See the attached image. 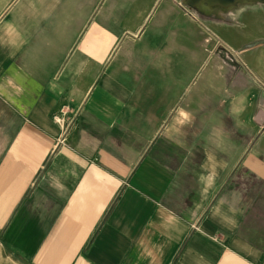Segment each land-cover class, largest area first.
<instances>
[{"label":"crops","instance_id":"obj_1","mask_svg":"<svg viewBox=\"0 0 264 264\" xmlns=\"http://www.w3.org/2000/svg\"><path fill=\"white\" fill-rule=\"evenodd\" d=\"M180 1L0 0V240L23 264H264V105L208 134L185 56L244 28L239 3Z\"/></svg>","mask_w":264,"mask_h":264},{"label":"rangeland","instance_id":"obj_2","mask_svg":"<svg viewBox=\"0 0 264 264\" xmlns=\"http://www.w3.org/2000/svg\"><path fill=\"white\" fill-rule=\"evenodd\" d=\"M179 3L186 13H193L198 19L204 20L210 14L202 8L190 7L186 0ZM235 8L232 24L244 28H201L200 47L188 50L185 55L187 59L200 61L197 72L203 78L201 98L213 89L217 94L215 102L201 103L204 112L197 114L208 134H219L227 120H255L256 111L264 105V82L259 79L264 75V2L240 3ZM241 13L247 17L241 18ZM218 16L223 19V15ZM13 30L8 29L9 39L13 37ZM247 94H250L249 108L245 101ZM239 103L241 107L235 111ZM208 108L210 111H206ZM0 264H23L1 240Z\"/></svg>","mask_w":264,"mask_h":264},{"label":"bare ground","instance_id":"obj_3","mask_svg":"<svg viewBox=\"0 0 264 264\" xmlns=\"http://www.w3.org/2000/svg\"><path fill=\"white\" fill-rule=\"evenodd\" d=\"M250 2L254 3V2H264V1H260V0H238V2L236 4H238V3L239 4L240 3H250ZM236 4L235 3L227 4V5H225V7L219 6L218 4H215V5L209 4V6H208V5L203 4L202 0H197L198 6H196V7L198 9L199 5H201L202 9H204L207 13L211 14L213 12L215 14H219L221 12H224L225 9L231 8L232 6H234Z\"/></svg>","mask_w":264,"mask_h":264},{"label":"water","instance_id":"obj_4","mask_svg":"<svg viewBox=\"0 0 264 264\" xmlns=\"http://www.w3.org/2000/svg\"><path fill=\"white\" fill-rule=\"evenodd\" d=\"M260 1H264V0H260ZM202 2H203V4L208 5V6H209V4H213V5L218 4L219 6L225 7V5H227V4H233V3L236 4L238 2V0H202ZM186 4L192 8H197L196 6H198L197 0H186ZM201 5H199L198 8H202Z\"/></svg>","mask_w":264,"mask_h":264}]
</instances>
